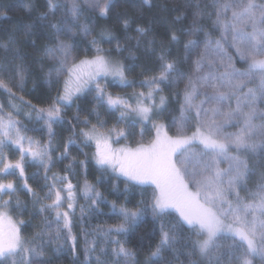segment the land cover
<instances>
[{
	"label": "snow or ice",
	"instance_id": "obj_1",
	"mask_svg": "<svg viewBox=\"0 0 264 264\" xmlns=\"http://www.w3.org/2000/svg\"><path fill=\"white\" fill-rule=\"evenodd\" d=\"M130 2L139 7L135 0ZM141 2L152 7L151 0ZM117 3L118 0H45L46 10L37 19L41 22L42 34L53 43L44 45L39 63L43 68L44 60L53 62L45 83L60 85L56 95L49 97L51 103L46 107L24 100L9 86L15 82L22 91L28 71L23 63L27 53L18 48L15 31L0 43L4 53L0 59V90L7 93L11 109L7 111L0 103V177L18 174V179L23 181L18 185L13 180L0 179V264H48L43 251L45 236L48 244L63 241L54 252L70 251L75 259L78 236L73 228L77 208L85 241L84 264H91L93 259L96 264H109L103 259L109 254L115 264H136L135 252L120 238H127L148 213L153 222L160 221V239L144 264H159L165 259L166 251L172 252L175 259L180 254L209 257L217 251L209 258V264H224L225 256L229 262L237 260L239 264H252L249 256L264 258V0H210L203 8L197 3L190 25L180 30L194 38L182 42L174 27H169L164 33L166 41H158L155 36L147 39L144 50L155 56L158 71L139 81L146 92H134L129 98L107 91L109 83L120 86L135 83L127 73L136 67L113 55V51L116 54L127 51L129 58L135 59L132 48L122 45L110 26H101L98 37L92 36L83 49L85 54H77V35L89 37L93 31L81 18L91 13L94 19L107 20ZM34 7L33 0L24 4L28 12ZM58 11L62 14L56 20ZM0 16L7 18V13ZM115 17L126 34L125 40H134V47L139 49L142 40L152 32L151 25L137 24V35L130 36L127 33L133 18L118 12ZM184 19H187L185 15H177L173 24ZM205 19L210 21V26L203 23ZM35 28V23H26L16 30L34 49L36 41L30 38L35 35ZM216 32L218 36L214 35ZM62 36L69 39H61ZM113 40H116L114 49L101 46V41ZM181 43L183 56L172 58L170 46ZM185 63L190 66L187 73L181 67ZM237 63L246 67L238 68ZM182 81L184 88L173 93L180 98L178 115H171L167 123L155 119L167 112L168 97L161 94L162 85L173 87ZM90 93H94L97 105L105 107L110 114L118 112L117 123H124L126 127L107 128V122L95 108L92 110L97 119L95 124L87 117L81 119L78 113L71 118L62 114L65 108ZM130 99L135 103H129ZM16 100L31 109L23 114L34 123L33 128L29 129L16 118L21 114L20 107L14 103ZM81 123L87 127L79 129L81 140L77 143L73 136L77 135V124ZM54 125H67L72 132L56 157L52 155L59 146L53 144ZM173 127L175 134L170 135L169 129ZM228 127L237 130L226 132ZM28 131H46L48 139H35L27 135ZM149 133L151 138L145 142ZM129 137L135 140L134 147L127 144L114 147ZM92 145L95 151L91 161L101 172L97 183L103 182L106 174L118 179L123 177L125 193L130 186L139 187L144 197L150 187V199H141L135 209H130L118 206L115 201L109 202L87 180L83 185L73 184L76 166L87 173V153H83V160L71 157L64 166V174L49 175L57 162L69 159L73 146L83 152V148ZM6 149L18 152V159L11 160ZM222 163L227 167H221ZM27 164L38 166L32 177L25 175ZM41 169L43 195L28 184V179L41 176ZM253 176L257 180L249 188ZM18 190L27 192L34 207L39 205L37 214L43 216L44 228L50 231L42 229L31 238L21 234V226L26 222L13 221L9 215L11 210L27 211L26 202L13 199ZM80 197L89 203L79 204ZM102 204L109 207L107 214L118 217L120 222L97 226L91 232L85 230L86 216L101 214ZM172 214L176 215V223L166 224L163 218ZM178 227L188 230L187 238L178 232ZM220 239H231L232 243L227 246L231 251H218L222 247L218 243ZM99 241L104 246L96 255ZM108 245H112L110 250ZM187 248L191 251L181 252ZM241 250L242 255L235 254ZM189 264H198V261L191 260Z\"/></svg>",
	"mask_w": 264,
	"mask_h": 264
},
{
	"label": "trees",
	"instance_id": "obj_2",
	"mask_svg": "<svg viewBox=\"0 0 264 264\" xmlns=\"http://www.w3.org/2000/svg\"><path fill=\"white\" fill-rule=\"evenodd\" d=\"M27 0H0V13L6 12L7 18H3L0 16V43L5 42L8 39L9 33L14 32L17 38V46L21 50L22 53H27L23 63L27 66V73H26V82L25 87L21 91L18 87L15 86V82H10L9 86L13 88V91L17 94V96H22L24 100L31 101L33 105L39 107H46L51 100L49 97L55 96L57 92V88L60 85H52L45 83L47 79L48 69L52 66L53 62L49 60H44L43 68H41V64L39 63L40 57L43 56V47L45 44L53 43V41H49L47 36L42 34L40 24L41 22L37 19L39 14L46 10L45 0H33L35 7L31 12H28L24 8V4ZM152 7L148 5H143L141 0H135V4L139 5V7H134L133 3L130 0H118L116 5L115 11L113 15L107 20L101 19H94L93 14L86 13L85 17L81 18L82 23H89L92 27V35L89 37H84L83 35L78 34L76 39L79 41V49L77 50V54L79 56H83L85 53L83 49L88 46V41L92 38V36L99 35L101 26L108 25L112 28L115 36L119 39V42L122 45H126L127 47H131L134 53L135 59L129 58V54L127 51L116 54L113 51V55L116 56L118 59L123 60L125 64H134L136 67L133 71L127 73L129 80L135 81L131 86H120L113 83L108 84L107 91L111 94L119 95L124 98L131 97V94L134 92L140 91H147L146 88L142 87L139 83L144 76H151L158 71V64L155 59L154 55H149L144 50V44L146 43L147 39H151L153 36L159 41L160 39H164L166 41V37L164 35L166 29L169 27H174L177 33L181 36V41H186L187 39H191L194 37H189L184 35L180 30L185 29L190 25L192 19V13L196 11L195 5L199 3L203 8L206 4L210 3V0H151ZM166 9V10H165ZM127 13L128 16L132 17L134 23L132 24L131 28L127 35L136 36L137 33L135 32L136 25L139 24L140 26L148 27L151 25L152 32L149 34L147 38L142 40V45L139 49L134 47L135 41H127L125 40V33L123 29L120 27L119 23L116 20L115 13ZM61 11L56 13V20L61 18ZM177 15H185L187 19L181 20L173 24L174 18ZM26 23H35L36 28L34 29L35 35L32 36L30 39L36 41L35 49L31 47L30 44L25 43V38L23 37L22 33L16 31L20 26ZM203 23L206 26H210V21L204 20ZM74 31L78 32V29H74ZM215 36H218L219 33H214ZM61 39L68 40V37L62 36ZM116 44V40H113L111 43L106 41H101V46L105 49H114ZM171 57L178 58L183 56V43L171 45ZM202 47V46H201ZM231 51V49H229ZM88 55H92L91 52ZM4 56L3 50L0 49V59ZM19 63V61H17ZM238 68H244L246 65L242 63H237L236 65ZM182 69L187 73L190 70L189 64H182ZM7 79V77H3ZM164 88L162 95L168 97V105H167V112L162 117H157L155 119L161 120L165 123L170 119L171 115H178V107L180 103V98L175 97L173 95L174 92L180 91L184 88V81H182L178 86L173 87H166ZM94 93H90L86 96L81 97L80 99L76 100L70 107H67L63 111V115L66 118H71L72 116L79 114L80 118L83 119L87 117L91 124H95L97 122L96 115L92 111L94 108L100 114V118L105 120L106 127L111 128L115 126L116 128H125L126 124L124 123H117V116L118 112L116 113H109L105 107H101L97 105L96 101L93 99ZM8 95L7 93L0 90V103L5 105V109L7 111H11L8 108ZM131 103L132 99H130ZM20 109L21 114L16 116L17 119L22 121L25 125L28 126L29 129L33 128L35 125L34 123H30L26 116L23 113L29 112L31 109L21 105L19 100L14 101ZM134 104V103H133ZM15 115V113H14ZM75 123V121H73ZM90 126V125H89ZM54 130L56 132L55 137L53 138V144L59 145L56 147V150L52 152L53 157H56L61 151H63V144L68 139L69 136L72 135L71 130L67 125L60 126L54 125ZM87 127L84 124H77V135L73 136V139L80 142L81 138L78 135L80 128ZM139 126H137L138 130ZM237 130L236 127H228L225 129L226 132H235ZM192 129L189 128V134L191 133ZM169 134H175V128L169 129ZM27 135L34 137L35 139H39L42 141H47L48 136L46 131H28ZM151 138V133L146 134L145 142ZM125 144L130 146L135 145V140L129 137L128 140H121ZM8 152L9 158L13 161L18 159L19 153L10 151L8 149L5 150ZM95 151L94 146H89L83 148V152H81L78 148L73 146L70 149V157L69 159H65L62 162H57L55 166L52 168L49 175L51 176L52 173L57 174H64V166L69 163L71 157H76L77 160L85 159L83 153L88 154L89 163L87 166V173L85 174L84 171L79 167L76 166L74 173L72 174V182L73 184H80L83 185V182L87 180L89 183H92L96 186V189L100 191L103 196L109 201H115L116 204L125 205L130 209H135L137 207L138 201L141 199L148 200L150 199V194L152 189L149 187L147 189V193L144 197L140 195L141 189L139 187L131 188L130 190L125 193V180L123 177L119 179L115 175H105L103 177V182L97 183V177L101 176V172L97 170L95 167L94 162L91 161L92 153ZM38 166L35 164H27L25 167V175L27 177H32V174L37 172ZM41 176H37L36 178L28 179V184L40 191V194L43 195V191H41V186L44 183L42 178V169ZM0 179L7 181L13 180L18 185L22 184L23 181L18 179L17 175H7L0 177ZM257 180L256 176H253L249 180V188H253L255 182ZM115 185V187H113ZM241 195H244L242 192ZM127 196V200L125 197ZM7 198V197H5ZM19 198L21 201L27 203V211L20 213L18 210H11L9 215L12 217L13 221L24 220L26 223L24 226H21V234L26 238H31L37 233L44 229L45 231H50L49 229H45L42 223L43 216L37 214V210L39 205L33 206L32 200L24 190H18L13 197L15 200ZM88 201L84 200L82 197L79 198V204L87 205ZM102 213L99 215H91L86 216L85 220L83 221V228L89 232L93 231L97 226L107 227L108 225L117 224L120 222L119 218L109 213V207L105 204L101 206ZM107 214V215H106ZM44 215H47L45 213ZM79 208H77V222L73 228L74 233L78 236V243L76 249V258H73V254L70 251H62L60 253H56L53 250L58 246L59 243H63V241H59L57 243L48 244L47 236L43 239L45 241L44 245V253H45V260L48 264H84L85 260V241H84V234L81 229V223L79 221ZM51 219V217H49ZM163 221L166 224H175L176 223V215L172 214L170 216H166L163 218ZM159 224L160 221L153 222L151 214H146V218L138 224V226L134 229L132 233L128 235L127 238L121 237L122 241H125V245L127 248L131 249L136 254V264H144L147 256L149 255L150 251L155 248L157 242L160 239L159 235ZM55 225H53V229ZM178 232L184 237L187 238L189 232L186 228L180 229L178 227ZM193 239L196 237L193 235ZM92 239V237H89ZM40 243V241H37ZM218 243L222 246L218 251L219 252H226L231 251L227 248L228 245L232 243L231 239H220ZM103 242L99 241L97 244V253L99 254V248L103 247ZM112 245H108L109 250L111 249ZM180 247L179 245L177 246ZM191 249H181V252H190ZM217 254V251H213L209 254V257H201L199 255H184L180 254L179 259L174 258V254L170 251H166L163 253L165 259L159 261V264H168V261L171 260L172 264H189L191 260L198 261V264H209V258ZM236 255H242V250L240 252L235 253ZM109 264H115L114 258L109 254L106 257ZM248 259L252 261V264H264V258L260 256H249ZM35 264V262H34ZM91 264H96L95 260L93 259ZM224 264H239L237 260H232L229 262L228 257H224Z\"/></svg>",
	"mask_w": 264,
	"mask_h": 264
},
{
	"label": "rangeland",
	"instance_id": "obj_3",
	"mask_svg": "<svg viewBox=\"0 0 264 264\" xmlns=\"http://www.w3.org/2000/svg\"><path fill=\"white\" fill-rule=\"evenodd\" d=\"M131 100H129V103H131L130 102ZM132 102L133 103H135V101L132 99ZM158 102V101H157ZM121 145H125V143H123V142H120L118 145H114V147H119V146H121ZM128 145V144H127ZM94 146V145H93ZM135 145H133V147H134ZM94 149H95V146H94ZM221 167H227V164L226 163H222L221 164ZM5 228L7 227V225H6V223L3 225Z\"/></svg>",
	"mask_w": 264,
	"mask_h": 264
}]
</instances>
